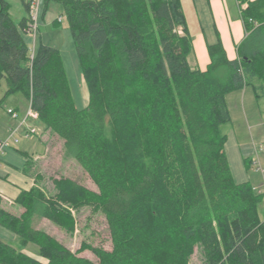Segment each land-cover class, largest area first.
<instances>
[{
	"label": "trees",
	"instance_id": "1",
	"mask_svg": "<svg viewBox=\"0 0 264 264\" xmlns=\"http://www.w3.org/2000/svg\"><path fill=\"white\" fill-rule=\"evenodd\" d=\"M52 1L71 29L87 104L76 105L58 48L40 43L32 56L28 13L16 22L8 0H0V103L17 92L30 99L96 189L59 176L51 194L34 185L11 205L0 195V225L45 259L0 239V264H189L197 247L203 264H264V192L234 180L222 130L229 92L264 94V0H239L247 35L238 57L218 39L204 70L188 60L181 0H44V12ZM85 206L110 230L111 249L86 246L97 260L34 225L37 216L62 224Z\"/></svg>",
	"mask_w": 264,
	"mask_h": 264
},
{
	"label": "rangeland",
	"instance_id": "2",
	"mask_svg": "<svg viewBox=\"0 0 264 264\" xmlns=\"http://www.w3.org/2000/svg\"><path fill=\"white\" fill-rule=\"evenodd\" d=\"M12 3L11 14L16 21L20 18L17 4L19 0H9ZM23 1V0H22ZM45 2H42L39 27L36 34V43L48 44L59 49L64 68L69 80L72 94L79 108L85 106L89 99V92L83 77L79 55L76 50L74 38L68 21L63 13L60 3L52 1L44 12ZM28 13V10H27ZM61 16V21L58 22ZM57 21V22H56ZM26 36V34H25ZM31 46L33 38L26 36ZM6 82L0 87V100L6 90ZM228 107L231 113V121L222 125V130L228 135L226 151L230 160V166L234 180L237 182L250 181L259 191L264 192V170L259 168L255 159H260V165L264 169V94L255 96L252 86L227 94ZM30 107V99L23 93L17 92L4 98L0 103V131L3 124H7L8 133L11 128H16ZM13 108L18 117H13L8 112ZM45 124L40 118L29 117L25 123L19 126L16 137L18 142L6 146L4 151H13L21 162L25 151L38 156L31 161V169L36 178V186L42 187L49 194L54 193L53 177H71L89 188L96 189V185L90 176L83 170L80 164L64 151L63 140L50 130H43ZM36 130L31 132L32 130ZM31 132L30 137H25L26 132ZM40 138L45 143L44 147ZM263 146L262 149L260 147ZM249 158V161H248ZM39 175V176H38ZM259 212L264 218V197L260 203ZM61 223H55L47 218L37 216L34 225L44 229L53 235L59 242L73 251H80V255L97 260L93 252L86 246L92 244L111 249L110 230L104 214L95 212L91 207L85 206L79 210L72 209L70 216H64ZM0 239L33 257L45 261L39 254V248L35 243L21 244L19 236L0 225ZM200 249L197 247L190 258L189 264H203Z\"/></svg>",
	"mask_w": 264,
	"mask_h": 264
},
{
	"label": "crops",
	"instance_id": "3",
	"mask_svg": "<svg viewBox=\"0 0 264 264\" xmlns=\"http://www.w3.org/2000/svg\"><path fill=\"white\" fill-rule=\"evenodd\" d=\"M181 1L192 36V51L188 56L190 65L196 69H206L211 61L209 44L217 42L218 39L222 41L227 56L230 59L237 58L238 46L247 35L242 17V10L247 7V3H240L239 0ZM8 2L11 13L12 3L9 0ZM19 2L20 5L16 6L19 8L20 18L17 21L14 19L16 22L27 15L26 3L24 0H19ZM4 93L2 94L4 95ZM226 99L228 100L227 97ZM1 128L0 139L8 133L7 124H3ZM46 129L45 126L43 130ZM40 141L44 147L45 143L41 138ZM21 151L27 155L21 162L17 160L18 157L13 151L8 150L0 153V195L8 205H11L23 190H28L36 184V178L28 161L35 160L38 156L29 153L28 150Z\"/></svg>",
	"mask_w": 264,
	"mask_h": 264
},
{
	"label": "built area",
	"instance_id": "4",
	"mask_svg": "<svg viewBox=\"0 0 264 264\" xmlns=\"http://www.w3.org/2000/svg\"><path fill=\"white\" fill-rule=\"evenodd\" d=\"M43 1L44 0H24V2L26 3V6H27V10H28V22H27V25L22 30H23L24 34L33 38V46L30 45L32 56L34 55V52L36 49V34L38 31V27H39V15H40L41 5H42ZM61 19L62 18L59 17V21H61ZM8 112L10 114H12L13 117H15V118L18 117V114L15 113V110L13 108H9ZM29 117L39 118L38 112L35 111L32 107L31 100H30V107H29L26 115L24 117H22V119L20 120V124L18 125V127H16V128L12 127L11 128L10 134L7 137V139H5V140L0 139V153H2L5 149V147L9 146L12 143V141L13 142L19 141V138L16 137L17 132L19 131V126H21L23 123H25L26 119ZM34 131H36V130L34 129L31 132H34ZM31 132L27 131L24 134V136L27 138L30 137ZM262 148H263V146L260 147V149H262ZM254 162L259 164V168L264 170L262 168V166L260 165V159H255ZM259 191H261V190L259 189Z\"/></svg>",
	"mask_w": 264,
	"mask_h": 264
}]
</instances>
